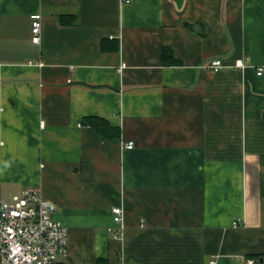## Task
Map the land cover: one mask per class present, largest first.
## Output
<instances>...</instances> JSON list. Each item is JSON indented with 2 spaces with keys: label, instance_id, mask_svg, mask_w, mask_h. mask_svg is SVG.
Wrapping results in <instances>:
<instances>
[{
  "label": "crops",
  "instance_id": "obj_1",
  "mask_svg": "<svg viewBox=\"0 0 264 264\" xmlns=\"http://www.w3.org/2000/svg\"><path fill=\"white\" fill-rule=\"evenodd\" d=\"M258 68L264 0H0V204L41 188L58 264L264 263Z\"/></svg>",
  "mask_w": 264,
  "mask_h": 264
},
{
  "label": "built area",
  "instance_id": "obj_2",
  "mask_svg": "<svg viewBox=\"0 0 264 264\" xmlns=\"http://www.w3.org/2000/svg\"><path fill=\"white\" fill-rule=\"evenodd\" d=\"M130 2L131 0H123ZM41 17L32 16V41L38 43L41 34ZM237 67H243L237 61ZM223 62L216 59L209 68L218 71ZM264 69L258 68L257 74ZM125 149H133L130 142ZM57 206L44 198L38 186H29L14 195L12 203L0 204V264H58L60 257L67 255L68 229L57 221L53 214ZM115 238L124 237V210L121 206L112 209ZM252 259L248 264H254ZM216 264V260L211 261Z\"/></svg>",
  "mask_w": 264,
  "mask_h": 264
},
{
  "label": "trees",
  "instance_id": "obj_3",
  "mask_svg": "<svg viewBox=\"0 0 264 264\" xmlns=\"http://www.w3.org/2000/svg\"><path fill=\"white\" fill-rule=\"evenodd\" d=\"M163 61L166 65H178L179 61L174 57L172 50L164 48L162 52ZM83 123L95 128L101 135L105 136L106 127H111L107 120L97 117L90 116L85 117ZM108 128V129H109ZM118 133V132H117ZM255 263L254 264H264L260 257L252 256Z\"/></svg>",
  "mask_w": 264,
  "mask_h": 264
},
{
  "label": "rangeland",
  "instance_id": "obj_4",
  "mask_svg": "<svg viewBox=\"0 0 264 264\" xmlns=\"http://www.w3.org/2000/svg\"><path fill=\"white\" fill-rule=\"evenodd\" d=\"M13 197H14V194H9L7 198L3 201V203H8V204L12 203Z\"/></svg>",
  "mask_w": 264,
  "mask_h": 264
}]
</instances>
